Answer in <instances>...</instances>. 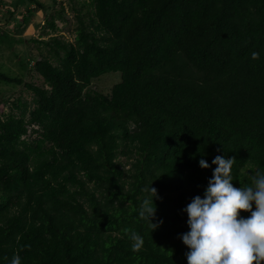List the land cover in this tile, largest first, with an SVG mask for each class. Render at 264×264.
<instances>
[{"label":"trees","instance_id":"obj_1","mask_svg":"<svg viewBox=\"0 0 264 264\" xmlns=\"http://www.w3.org/2000/svg\"><path fill=\"white\" fill-rule=\"evenodd\" d=\"M71 1L75 40L38 38L47 54L23 64L43 78L25 82L33 107L0 102V264H187L182 210L215 168L199 160L235 158L236 187L264 171V0ZM33 5L48 11L15 0L11 27ZM1 29L0 46L23 41ZM110 71L109 93L90 88ZM8 73L0 82L24 83ZM150 186L153 230L138 214Z\"/></svg>","mask_w":264,"mask_h":264},{"label":"clouds","instance_id":"obj_2","mask_svg":"<svg viewBox=\"0 0 264 264\" xmlns=\"http://www.w3.org/2000/svg\"><path fill=\"white\" fill-rule=\"evenodd\" d=\"M252 58L257 59L258 53H253ZM234 161L223 155H216L211 164L204 158L199 160L201 168H215L203 195H195L182 210L188 217L189 230L180 234L189 249L185 254L187 264H264V171L257 170L249 184L236 187L232 183ZM150 191L151 200H143L138 214L150 221L153 230L158 225L152 221L156 205L153 208L151 204L157 192L151 186ZM241 210L250 215H241ZM131 239L132 250L138 251L141 237L133 232ZM9 264H21V257L14 255Z\"/></svg>","mask_w":264,"mask_h":264},{"label":"rangeland","instance_id":"obj_3","mask_svg":"<svg viewBox=\"0 0 264 264\" xmlns=\"http://www.w3.org/2000/svg\"><path fill=\"white\" fill-rule=\"evenodd\" d=\"M47 7L48 11L44 12L42 9L35 8L34 12L30 16V20L21 28L17 29L10 27L6 21L9 17L8 10L11 8L12 0H3V4L0 5V27L1 30L7 31L15 38H22V42H14L12 45L7 43L0 46V69L3 71L9 72L8 74L16 76L21 74L24 79V83L8 84L5 82H0V102L4 104L3 111L8 113L13 111L15 114L19 113L18 109H15L13 102L17 99L22 101L29 102L31 108L33 107V93L28 90L25 86V82H31L37 85L43 84V78L32 69L34 65V60H31L28 68L23 67L24 62L37 57H41L40 51L45 55L47 54V48L40 43H37L35 40L38 38L47 39L49 36L57 34L62 36L70 41L75 40V28L77 25V18L74 11L70 9V6L75 4L71 0H57L54 3V0H40ZM77 4L81 3L84 0H74ZM88 1V0H86ZM61 4L65 6L66 14L64 19L59 17L57 10L61 9ZM22 6V5H20ZM18 7L19 12L17 14H27L26 8ZM32 8V7H31ZM46 16L53 15L56 19V24L58 29L53 30L50 27L45 28ZM38 18L42 21L39 22ZM15 22L22 23V17L18 16ZM9 24H12L9 22ZM17 30V31H16ZM121 81V72L110 71L102 74L101 76L94 78L90 88L101 93H109L112 87ZM37 128V127H34ZM33 127H29L27 138L32 140L37 136V133L32 131ZM120 160L123 161L124 157H120ZM127 168V167H126Z\"/></svg>","mask_w":264,"mask_h":264}]
</instances>
